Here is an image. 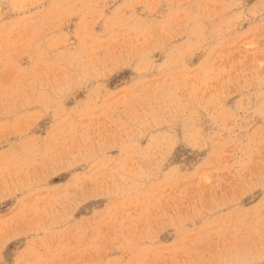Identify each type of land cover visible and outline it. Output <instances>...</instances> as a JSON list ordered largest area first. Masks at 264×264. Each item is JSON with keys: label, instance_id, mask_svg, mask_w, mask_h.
Listing matches in <instances>:
<instances>
[{"label": "rangeland", "instance_id": "1", "mask_svg": "<svg viewBox=\"0 0 264 264\" xmlns=\"http://www.w3.org/2000/svg\"><path fill=\"white\" fill-rule=\"evenodd\" d=\"M0 264H264V0H0Z\"/></svg>", "mask_w": 264, "mask_h": 264}]
</instances>
